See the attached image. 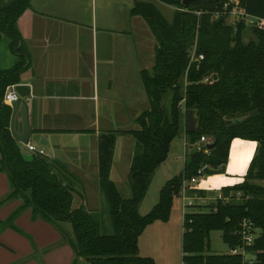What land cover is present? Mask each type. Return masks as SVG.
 <instances>
[{"label": "trees", "instance_id": "trees-1", "mask_svg": "<svg viewBox=\"0 0 264 264\" xmlns=\"http://www.w3.org/2000/svg\"><path fill=\"white\" fill-rule=\"evenodd\" d=\"M156 1L175 8L172 21L151 2L135 0L129 11L130 16L144 19L156 42L151 71L140 72L149 109L135 119L138 130L109 131L98 137L99 186L111 227V233L104 234L98 215L72 208V190L54 170L53 162L37 153L24 155L10 134L12 109L3 103V96L29 65L16 22L30 0H0V37L10 39L11 50L19 58L15 67L0 71V151L2 168L13 187L9 198L22 196L20 210L31 208L33 217L56 226L68 223L71 235L65 237L76 258L87 264H155L138 252L145 228L155 221H168L174 197L181 195L183 184L198 176L199 170L226 166L233 140L256 142V154L242 182L223 187L220 199L187 207L182 219L181 261L241 264L238 256L210 253L208 235L219 231L227 248H235L242 244L239 233L246 222L256 235L245 249L254 254L256 264H264V0H215L209 5L195 0L187 6L183 0ZM233 7L256 20L252 26L255 40L243 42L244 22L226 23ZM166 96L169 98L163 102ZM189 114L195 121L193 133L187 130ZM237 119L240 121L225 125L226 120ZM118 135L132 136L135 141L128 199L122 198L109 179ZM180 135L186 137L187 150L201 137L210 143L217 140V144L207 150V144L202 143L186 152L182 174L165 182L158 202L141 216L139 205L152 177ZM187 193L189 197H206L204 191Z\"/></svg>", "mask_w": 264, "mask_h": 264}, {"label": "crops", "instance_id": "crops-1", "mask_svg": "<svg viewBox=\"0 0 264 264\" xmlns=\"http://www.w3.org/2000/svg\"><path fill=\"white\" fill-rule=\"evenodd\" d=\"M134 2L30 0L16 22L29 65L18 83L7 89L26 104L28 144L53 162L54 170L72 190V208L95 213L100 220L107 203L98 179V137L109 131H131L121 125L128 119L135 123L146 111L140 108L146 103L140 72L152 68L156 43L152 49V33L144 19L130 16ZM10 43L6 36L0 37V71L10 70L19 62ZM138 129L135 124L132 130ZM15 131H22L19 113ZM182 137L186 155L193 147L187 150L186 137ZM241 142L235 147L238 166L232 170L229 162L225 166L239 173L240 179L234 184L243 181L257 150L256 142ZM134 151L132 136H117L109 174L115 185L129 174ZM197 190L205 192L199 184ZM12 192L0 151V264H87L76 258L65 237L71 235L68 223L56 226L33 217L31 208L20 210L23 198H9ZM162 244L167 247L165 260L168 250L177 254L169 239ZM162 244L148 243L142 253L139 240V255L157 264L155 251L158 253Z\"/></svg>", "mask_w": 264, "mask_h": 264}, {"label": "rangeland", "instance_id": "rangeland-1", "mask_svg": "<svg viewBox=\"0 0 264 264\" xmlns=\"http://www.w3.org/2000/svg\"><path fill=\"white\" fill-rule=\"evenodd\" d=\"M141 1L151 2L168 22L172 21L173 14L175 11L174 7L165 5L161 2H157L156 0H141ZM238 22H244V24H246L245 31L242 34L243 42L246 44L252 40H255V37L252 33V26L256 23V20H253L252 18L251 19L246 18L243 15V11L241 9H238L237 7H233L230 13L228 14L226 23L228 25H235ZM155 43H156L155 39L152 36V49ZM148 70L151 71V68ZM168 98L169 97L166 96L163 102H165ZM148 107H149V102L146 97V103L144 105H141L140 108H145V110H148L149 109ZM121 126H123L122 129L132 130L134 129L135 123L132 119H128L127 122ZM239 143L241 144L243 143L241 142V139H235L232 145L233 152L230 154L228 159V162L231 166V170L232 167L238 166V164H235L236 162L235 147ZM194 149L196 148L193 147L191 150ZM252 158L250 160H252ZM185 159H186V155H185L184 138L182 137V135H180L179 137H177L172 141L166 160L155 171L154 177L149 185L148 191L139 207V214L141 216L147 214L152 209V207L158 202L159 191L162 188V186L165 184V182L168 179L173 178L174 176H179L180 174H182ZM238 174L239 173H234L233 171H230L228 169L226 170L225 168L224 174L212 175V176H207L204 174L198 175L197 176L198 184L205 190L207 196L203 199H201L200 197H196L197 204L203 205L213 202L214 199L217 197V195L220 193L223 186L234 184L236 181L240 179L239 178L240 175ZM116 186L123 199H128L130 197L129 175H127L123 180H121ZM186 194L188 193L186 192ZM184 196L186 195L181 194L177 197H174L168 221L153 222L152 224L148 225L145 228V230L141 234V237H139L142 253L145 252L148 243H155L160 245L163 243V241H166L167 239H169L170 242L173 243L175 250H177L176 252L177 254H175V251L173 252L172 250H168V252L170 253L167 256V259L165 260L164 259L166 255L165 250H167V247L165 248L164 245L162 244L163 247H159L160 250L158 251V253H156L155 251L157 264H182L181 261L182 219L184 213L189 210L186 207L188 206L189 203L187 201H184L183 199ZM100 215H101V224H102L101 232L104 234H110L111 227L109 224L107 205L104 209H101ZM208 242H209L210 253L228 254L229 252L228 248L221 239V232L211 231L208 235ZM249 258H251V255L246 257L247 260H249Z\"/></svg>", "mask_w": 264, "mask_h": 264}, {"label": "built area", "instance_id": "built-area-1", "mask_svg": "<svg viewBox=\"0 0 264 264\" xmlns=\"http://www.w3.org/2000/svg\"><path fill=\"white\" fill-rule=\"evenodd\" d=\"M243 15L246 18L251 19V17L246 16L244 14V12H243ZM253 20H255V19H253ZM201 59H202V56L199 57V60H201ZM208 80L209 79L206 78L205 82H207ZM17 100H18L17 94L12 90L7 89L4 96H3V103L11 105L14 101H17ZM202 143L205 145L206 144L208 145V144H210V141H209V139H207L205 137H201L200 141L197 144H195L194 146L199 147V145ZM26 147H27L28 151L42 155V151L36 150L33 146L28 144ZM201 174H203V169L198 171V175H201ZM197 185H198V180H197V176H195V177L191 178L188 182H185L182 186L181 194L186 195V196H184L183 199H184V201H187L189 203L188 206L197 204L196 194H195V197H189L188 194H186V192H188L192 189L197 190ZM216 198H218V199L222 198L221 193H219ZM201 199H203V198H201ZM188 206H186V207H188ZM239 235L242 238V244L239 246H236L235 248L228 249V251H229L228 254L238 256L241 259V264H256L254 254L249 252V251H246V249H245L246 246H250L253 243L254 237L256 235V232L253 229V226L250 223L244 222L242 224L241 231H240ZM250 255H251V258H249V260H247L246 257H248Z\"/></svg>", "mask_w": 264, "mask_h": 264}, {"label": "water", "instance_id": "water-1", "mask_svg": "<svg viewBox=\"0 0 264 264\" xmlns=\"http://www.w3.org/2000/svg\"><path fill=\"white\" fill-rule=\"evenodd\" d=\"M195 1V0H183L182 4L184 6H187L190 2ZM203 3L206 5H209L211 3H214L215 0H201ZM215 79V77H214ZM11 117H10V133L13 137V139L16 141L19 149L25 153V154H31L30 151L27 150V145L29 141V123H28V113H27V107L26 104L21 102L20 100L14 101L11 104ZM20 114L21 118V123H22V131L21 133H17L15 131V119L16 115ZM240 120H226L225 125L229 126L233 123H237ZM187 130L190 133H193L195 131V121L193 120L191 114L188 115V125H187ZM217 144V140L214 142L208 144L206 146L207 150L213 149ZM225 173V166H222L220 169H210V168H204L203 169V174L207 176H212V175H220Z\"/></svg>", "mask_w": 264, "mask_h": 264}]
</instances>
